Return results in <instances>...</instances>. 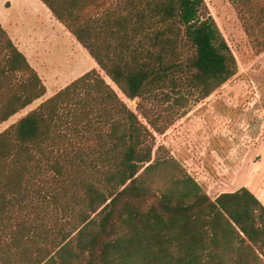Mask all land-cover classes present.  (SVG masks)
<instances>
[{
    "label": "trees",
    "instance_id": "obj_1",
    "mask_svg": "<svg viewBox=\"0 0 264 264\" xmlns=\"http://www.w3.org/2000/svg\"><path fill=\"white\" fill-rule=\"evenodd\" d=\"M41 1L99 69L0 132V235L17 249L32 240L17 208L30 191L45 195L35 186L42 158L62 186L64 223L20 264H264V203L248 187L211 199L155 147L192 101L237 74L206 1ZM232 1L264 52V0ZM46 93L0 23V124Z\"/></svg>",
    "mask_w": 264,
    "mask_h": 264
},
{
    "label": "rangeland",
    "instance_id": "obj_2",
    "mask_svg": "<svg viewBox=\"0 0 264 264\" xmlns=\"http://www.w3.org/2000/svg\"><path fill=\"white\" fill-rule=\"evenodd\" d=\"M205 1L237 59V74L210 97L192 101L183 117L177 118L165 134L156 136L155 147L174 157L211 199L248 187L264 203V52H256L246 32L244 17L232 0ZM26 20V28L34 39L54 40H48V51L41 53L40 72L36 70L50 96L35 101L0 124V132L83 73L99 69L87 50L56 19L28 15ZM106 79L119 91L110 78ZM119 93L135 110L136 101ZM46 162L42 158L44 172L35 178V186L45 195L30 191L29 198L17 208L19 217L32 226L29 233L32 240L17 249L13 236L0 235V264H20L25 248L31 252V243L51 242L54 232L49 230L62 225V186L51 178ZM48 232L50 236L45 238Z\"/></svg>",
    "mask_w": 264,
    "mask_h": 264
},
{
    "label": "crops",
    "instance_id": "obj_3",
    "mask_svg": "<svg viewBox=\"0 0 264 264\" xmlns=\"http://www.w3.org/2000/svg\"><path fill=\"white\" fill-rule=\"evenodd\" d=\"M41 3L46 6L41 0H0V23L2 27L38 72H40L43 64L41 53H44L43 50L48 51V40H54L52 37H48L44 41L34 39L26 28V18L28 15H48L56 19L49 8L46 6L47 11ZM45 96H50L48 89Z\"/></svg>",
    "mask_w": 264,
    "mask_h": 264
}]
</instances>
